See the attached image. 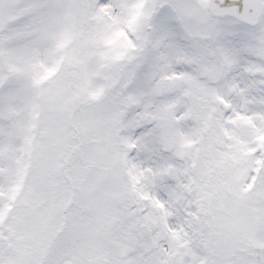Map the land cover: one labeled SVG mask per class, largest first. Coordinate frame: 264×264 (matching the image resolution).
Returning <instances> with one entry per match:
<instances>
[{"label": "snow or ice", "instance_id": "snow-or-ice-1", "mask_svg": "<svg viewBox=\"0 0 264 264\" xmlns=\"http://www.w3.org/2000/svg\"><path fill=\"white\" fill-rule=\"evenodd\" d=\"M0 264H264V0H0Z\"/></svg>", "mask_w": 264, "mask_h": 264}]
</instances>
